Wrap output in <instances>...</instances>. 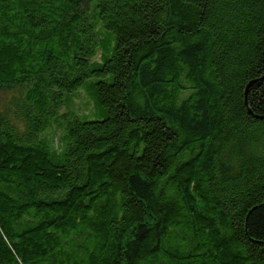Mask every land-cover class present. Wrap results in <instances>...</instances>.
Here are the masks:
<instances>
[{"label":"trees","instance_id":"16d2710c","mask_svg":"<svg viewBox=\"0 0 264 264\" xmlns=\"http://www.w3.org/2000/svg\"><path fill=\"white\" fill-rule=\"evenodd\" d=\"M0 264H264V0H0Z\"/></svg>","mask_w":264,"mask_h":264},{"label":"rangeland","instance_id":"374dc122","mask_svg":"<svg viewBox=\"0 0 264 264\" xmlns=\"http://www.w3.org/2000/svg\"><path fill=\"white\" fill-rule=\"evenodd\" d=\"M6 95V93H3L1 98L6 99ZM75 104L83 113H89L90 109H92V102L89 100L88 95L84 91H81L78 95L75 96Z\"/></svg>","mask_w":264,"mask_h":264}]
</instances>
